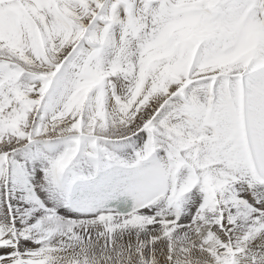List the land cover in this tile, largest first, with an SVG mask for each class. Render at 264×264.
I'll use <instances>...</instances> for the list:
<instances>
[{
  "label": "snow or ice",
  "instance_id": "6c2138e0",
  "mask_svg": "<svg viewBox=\"0 0 264 264\" xmlns=\"http://www.w3.org/2000/svg\"><path fill=\"white\" fill-rule=\"evenodd\" d=\"M0 264H264V0H0Z\"/></svg>",
  "mask_w": 264,
  "mask_h": 264
}]
</instances>
